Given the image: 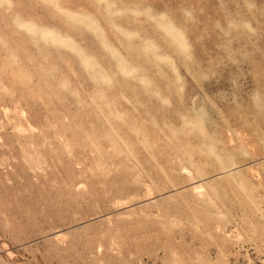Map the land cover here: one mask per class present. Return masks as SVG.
Wrapping results in <instances>:
<instances>
[{
	"label": "rangeland",
	"instance_id": "rangeland-1",
	"mask_svg": "<svg viewBox=\"0 0 264 264\" xmlns=\"http://www.w3.org/2000/svg\"><path fill=\"white\" fill-rule=\"evenodd\" d=\"M200 251L264 264V0H0V264Z\"/></svg>",
	"mask_w": 264,
	"mask_h": 264
},
{
	"label": "clouds",
	"instance_id": "clouds-1",
	"mask_svg": "<svg viewBox=\"0 0 264 264\" xmlns=\"http://www.w3.org/2000/svg\"><path fill=\"white\" fill-rule=\"evenodd\" d=\"M191 16V19H189ZM196 23L195 15L192 13L181 16L175 21V26L182 33L183 39L185 41L186 47L180 48L171 41L167 44H162L161 55H168L171 59L170 64H160L159 71L154 74V91H159L161 98H169L174 95L172 91V85L175 83L176 79L180 77L182 71H192L195 74L194 66L196 64V55H195V45L199 43V38L196 41H193L191 36L192 28ZM246 21L238 22V27L229 25V30L233 32H239L244 28ZM234 53L229 52V58H232ZM162 73H166L168 79H165V76ZM200 102H198L199 104ZM169 104H171V99H169ZM251 106V102H249ZM205 108L208 111L209 117H211V110L208 108V102H205ZM209 223H214L215 218L212 216L208 217ZM200 256L204 264H206L207 257L203 251L199 253H184L181 256L182 264H195L196 257ZM167 264H177V261L169 256Z\"/></svg>",
	"mask_w": 264,
	"mask_h": 264
},
{
	"label": "bare ground",
	"instance_id": "bare-ground-1",
	"mask_svg": "<svg viewBox=\"0 0 264 264\" xmlns=\"http://www.w3.org/2000/svg\"><path fill=\"white\" fill-rule=\"evenodd\" d=\"M39 31V30H38ZM50 31V30H49ZM49 35V34H48Z\"/></svg>",
	"mask_w": 264,
	"mask_h": 264
}]
</instances>
